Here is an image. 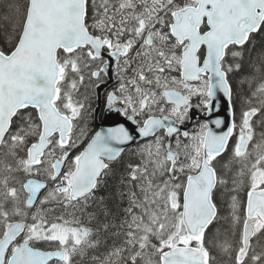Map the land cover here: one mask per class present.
<instances>
[{
  "label": "snow or ice",
  "instance_id": "6c2138e0",
  "mask_svg": "<svg viewBox=\"0 0 264 264\" xmlns=\"http://www.w3.org/2000/svg\"><path fill=\"white\" fill-rule=\"evenodd\" d=\"M0 19V264H75L100 232L112 243L92 264H213L222 190L242 230L218 246L264 264L249 255L264 237V58L260 106L250 97L239 125L231 82L264 35V0H0ZM113 72L106 109L124 122L87 139L81 89L99 100ZM194 109L202 122L182 130ZM138 139L140 162L102 194L109 162ZM229 150L234 175L217 168Z\"/></svg>",
  "mask_w": 264,
  "mask_h": 264
},
{
  "label": "trees",
  "instance_id": "16d2710c",
  "mask_svg": "<svg viewBox=\"0 0 264 264\" xmlns=\"http://www.w3.org/2000/svg\"><path fill=\"white\" fill-rule=\"evenodd\" d=\"M7 25L3 19H0V47H5L3 43V36L5 33ZM264 58V35L255 36L252 43L248 45V48L244 52L243 59L241 61V68L235 74L232 75L231 82L234 88L233 100L235 104V122L237 125L241 122V112L245 110L248 106V100L251 97L252 106L259 107V100L256 97H252V92L255 91L256 87L262 82V73L258 71L260 68L261 59ZM264 113H258L253 118V128L255 131L254 142L258 143L261 139V133L264 132ZM238 133V131H237ZM232 144L233 140L231 141ZM231 151L223 157L220 163L217 165L218 169L223 170L225 173L235 174L239 169V165L232 163ZM140 162L139 153L134 151L125 152L120 160L111 166V171L104 178L107 187L101 189V193L108 195L110 192L115 191L119 187L120 178L126 175V169L129 164H136ZM228 165V168H224V165ZM231 187V184H229ZM101 193H98L101 194ZM244 193L241 192V198H243ZM226 198L230 200L227 192L221 191L217 193V200L220 203V219L215 223L214 226L210 227L207 232L206 246L208 247L210 254L214 258L213 264H234V253L232 257L229 254L223 252L218 246L226 238L233 242V245L238 243V234L242 230V224L236 229H233L230 220L225 219L229 215L228 205L225 202ZM118 203V201L116 202ZM87 221V217L83 218ZM94 228V225H89ZM234 233V234H233ZM91 239L94 241H99V247L96 250L87 249L83 257L80 259V264H92V257L94 252H104L106 247H110L112 239L110 234L100 232L94 235ZM215 245V246H214ZM252 247L255 252H250L252 254H257L264 252V237H260L259 240L256 238L252 241ZM96 256V255H95ZM249 264L251 260L249 259Z\"/></svg>",
  "mask_w": 264,
  "mask_h": 264
},
{
  "label": "flooded vegetation",
  "instance_id": "af4514ba",
  "mask_svg": "<svg viewBox=\"0 0 264 264\" xmlns=\"http://www.w3.org/2000/svg\"><path fill=\"white\" fill-rule=\"evenodd\" d=\"M111 75H112V79L108 81L106 86H103L102 89L99 90V100L96 99V95H95V92L93 90H88L85 88L81 89V99H83L84 96L91 97L90 100L84 101L86 106L90 105V109H89V111L85 112L84 119L81 121V124H80L81 128L86 129V132L88 134L87 139H90L91 135H94V133L98 130V128L100 127V124L104 120L105 115L107 113H109L106 109L105 97H106V94L108 92L113 91L118 86L115 73L113 72ZM194 103H195V101H194ZM115 106H118V105H114V107ZM113 114L116 115L114 112H113ZM193 114L194 115L199 114V110L194 109ZM200 115H202V114H200ZM198 122H202V119H196L192 122H187L184 126H188L189 127L188 130L192 131L193 129L198 127ZM136 146L125 150L123 152V154L125 152H128V151H134ZM122 155L120 156V158L122 157ZM120 158H118L117 160H115L113 162H109L110 167L114 163H116L118 160H120ZM84 222H85V224H87V221L84 220ZM100 253H102V252L96 251V252H94L93 256L98 255ZM82 257L83 256L76 257L75 258V264H80V259Z\"/></svg>",
  "mask_w": 264,
  "mask_h": 264
},
{
  "label": "water",
  "instance_id": "95a60500",
  "mask_svg": "<svg viewBox=\"0 0 264 264\" xmlns=\"http://www.w3.org/2000/svg\"><path fill=\"white\" fill-rule=\"evenodd\" d=\"M113 67H114V65H113ZM102 89V87L100 88V90ZM219 115L221 116V117H225L226 119H228L229 120V122H231V117H229L228 116V114H227V104H226V102H222L221 104H220V113H219ZM193 116H194V119L192 120V121H194V120H196V119H202V115H200V114H193ZM191 121V122H192ZM120 122H124V118L123 117H118V116H116V115H114L113 113L111 114V113H107L106 115H105V117H104V120L102 121V123L100 124V127L98 128V130L97 131H100L101 129H105V128H107V127H112V126H115L117 123H120ZM127 126L129 127V128H131L132 127V125L129 123V124H127ZM213 128H214V126H212ZM188 126H182V130H184V129H187L188 130ZM214 130H216V131H220L221 129H214ZM141 142H144V141H142V140H140V139H138L135 143H132V144H127V145H122L121 147H123L124 148V151L125 150H127V149H129V148H132V147H134V146H136V145H138V144H140ZM123 151V152H124ZM123 152L121 153V155L123 154ZM120 155V156H121ZM120 156L118 157V158H120ZM117 158V159H118ZM116 159V160H117ZM115 161V160H114ZM111 162H113V161H111Z\"/></svg>",
  "mask_w": 264,
  "mask_h": 264
},
{
  "label": "rangeland",
  "instance_id": "374dc122",
  "mask_svg": "<svg viewBox=\"0 0 264 264\" xmlns=\"http://www.w3.org/2000/svg\"><path fill=\"white\" fill-rule=\"evenodd\" d=\"M237 134H238V133H237ZM145 142H146V141H145ZM141 143H143V142H141ZM141 143L138 144V145L136 146V148H135V153H138V148L140 147ZM233 143H235V140H233Z\"/></svg>",
  "mask_w": 264,
  "mask_h": 264
}]
</instances>
